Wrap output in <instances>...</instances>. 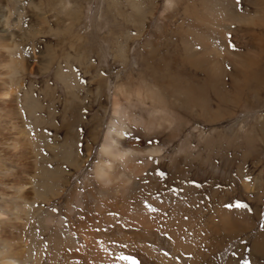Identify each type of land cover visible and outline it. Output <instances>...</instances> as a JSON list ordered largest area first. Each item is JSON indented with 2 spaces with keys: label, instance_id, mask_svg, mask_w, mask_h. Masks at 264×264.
Returning <instances> with one entry per match:
<instances>
[{
  "label": "rangeland",
  "instance_id": "obj_1",
  "mask_svg": "<svg viewBox=\"0 0 264 264\" xmlns=\"http://www.w3.org/2000/svg\"><path fill=\"white\" fill-rule=\"evenodd\" d=\"M262 70L264 0H0L3 256L264 264V86L243 79ZM115 98L155 127L130 126L133 147L163 153L108 191L92 171Z\"/></svg>",
  "mask_w": 264,
  "mask_h": 264
},
{
  "label": "bare ground",
  "instance_id": "obj_2",
  "mask_svg": "<svg viewBox=\"0 0 264 264\" xmlns=\"http://www.w3.org/2000/svg\"><path fill=\"white\" fill-rule=\"evenodd\" d=\"M150 59H152V58H150ZM150 59H149V61H150ZM172 61H173L172 69L174 70V73H175V75H172V76H170V74H171V71H170L171 63L169 64V61L167 62L165 59H160L158 62L160 68L162 70L164 69L165 74H163L162 80L164 82V85L166 86V89H168V88L171 89V87H174V86L179 87L182 84V82L179 79H181L183 76V56H177V58H173ZM196 62H198L200 64L203 63V61L200 59H196ZM200 69L203 70L202 68H200ZM203 71L205 73H207L206 82L208 84H210L211 80L207 81V79L209 77L211 79H213V75L211 73V70L205 69ZM208 73L212 76H209ZM243 79L245 82H249L250 80H253L256 84L264 86V71L262 70L260 72V74H258V76L255 78H251L247 74H244ZM165 93L163 94V99H166V97H167V95ZM138 97H139V94H138ZM173 97H174V94H173ZM168 98H169V96H168ZM175 98H176V102L180 101L182 98V94L178 97H175ZM113 105H114V107H113V120L110 122L109 129L107 130L105 140H104V142L100 148V156H101V159L102 158L103 159L99 160L94 165V168L92 171V178L97 183H99L103 187H105L106 189H109L108 191H110L113 188L112 186H116V185L123 183L122 177L120 176V173H118L116 171L117 170L116 168L118 165L126 167L128 165L127 163L130 162L131 160H133L135 158V156H137V155H140V156L141 155H147V154L161 155L163 153V149L151 148V149H148L146 151H143V150H140L138 148H134L133 147L134 143L132 142V139L129 138V134H128L131 131L130 126L140 125L142 127L143 131L146 133L153 132L155 127L151 123L148 122V119H147V121H145V119L143 117L139 116L140 114H138V113H137L138 115L135 114V111H133L134 109L129 110L127 107L124 108L120 104L118 99L115 98V102ZM167 105L169 106V104H167ZM161 120L162 119H160V121ZM163 124L165 125V122ZM127 167H126V169H127ZM130 169H131V167H130ZM130 172H131V170H130ZM120 182H122V183H120ZM120 186L121 185H119L118 187H120ZM2 220H4V216L0 214V221H2ZM56 223H57V226L61 225V219H58V222H55V224ZM55 240L56 239H54L52 237L51 241H55ZM3 255H4V253L2 251H0V264H18L17 261L11 260L10 258L5 257Z\"/></svg>",
  "mask_w": 264,
  "mask_h": 264
}]
</instances>
